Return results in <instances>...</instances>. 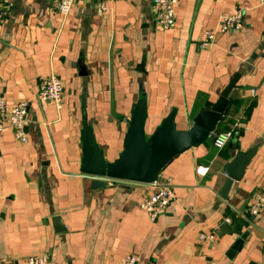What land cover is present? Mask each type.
I'll list each match as a JSON object with an SVG mask.
<instances>
[{
    "label": "crops",
    "instance_id": "crops-1",
    "mask_svg": "<svg viewBox=\"0 0 264 264\" xmlns=\"http://www.w3.org/2000/svg\"><path fill=\"white\" fill-rule=\"evenodd\" d=\"M10 1L0 23V96L8 108L28 102L30 122L27 143L10 128L0 132V264L43 253L52 264H123L126 254L136 264H264V208L249 213L264 187V3L175 0V24L164 31L152 0H105L104 16L101 0H76L67 15L53 0ZM237 10L242 28L219 31L220 18ZM206 30L216 33L209 48L201 46ZM51 74L64 83L60 108L39 99L38 79ZM235 77L227 111L236 109L235 136L220 150L208 138L168 165L175 199L157 218L140 208L151 184L109 179L94 188L81 172L84 119L113 161L140 97L147 134L173 109L177 127L188 129ZM252 150L223 198L224 167ZM200 233L215 238L200 241Z\"/></svg>",
    "mask_w": 264,
    "mask_h": 264
},
{
    "label": "water",
    "instance_id": "water-1",
    "mask_svg": "<svg viewBox=\"0 0 264 264\" xmlns=\"http://www.w3.org/2000/svg\"><path fill=\"white\" fill-rule=\"evenodd\" d=\"M238 78H233L221 92L218 100L201 108L188 129H179L176 124L177 110L173 109L151 134L146 132L148 117L147 100L140 97L134 104L124 136L123 148L118 157L108 161L96 142L94 131L86 119L82 121V164L81 172L92 178V187L106 186L108 179L129 183L150 184L162 182L163 172L182 153L204 143L216 130L228 111L231 91L237 86ZM254 150L237 152L223 170L226 181L220 192L228 199L234 181H240L252 159ZM244 234L233 246L238 250L245 239Z\"/></svg>",
    "mask_w": 264,
    "mask_h": 264
},
{
    "label": "built area",
    "instance_id": "built-area-1",
    "mask_svg": "<svg viewBox=\"0 0 264 264\" xmlns=\"http://www.w3.org/2000/svg\"><path fill=\"white\" fill-rule=\"evenodd\" d=\"M264 3V0H260ZM76 0H53L54 9L62 15H67L74 7ZM155 22L157 26L164 31L171 29L175 24V0H152ZM12 3L10 0H0V23H4L9 15ZM108 11L105 0L98 1L96 4V12L98 16H104ZM243 15L240 10L234 14L225 15L220 18L218 30L227 32L230 30H238L243 26ZM216 33L212 30H206L205 36L201 41L203 48H209L215 43ZM255 90H253L254 92ZM65 87L62 79L55 74L42 76L38 79V95L43 102H53L59 108L62 106ZM227 115V114H226ZM226 115L223 116L220 123L226 121ZM30 122L29 104L26 101L19 102L13 107L8 108L6 100L0 96V132L5 129H12L16 139L20 142L27 143L28 131L27 125ZM239 126L235 121L231 128L218 129L213 131L209 138L214 148L223 149L235 136L236 128ZM209 167L198 166L197 174L206 175ZM109 180V179H108ZM153 186L151 195L145 196L140 203V208L148 212L152 219L163 212L170 203L175 199V186L170 178L164 179L162 182L150 183ZM264 208V187L257 188L251 196L249 205V213L256 215ZM230 221L229 218L226 219ZM213 234L200 233L198 240H213ZM27 264H52L51 256L48 253L39 255H29L26 258ZM137 258L133 254H126L123 264H136Z\"/></svg>",
    "mask_w": 264,
    "mask_h": 264
},
{
    "label": "trees",
    "instance_id": "trees-1",
    "mask_svg": "<svg viewBox=\"0 0 264 264\" xmlns=\"http://www.w3.org/2000/svg\"><path fill=\"white\" fill-rule=\"evenodd\" d=\"M236 112L235 108H232L229 110V113L226 115V121L223 122V128L224 129H229L231 128L232 124L235 122L234 120V114Z\"/></svg>",
    "mask_w": 264,
    "mask_h": 264
}]
</instances>
